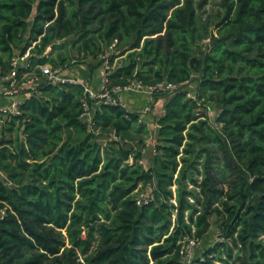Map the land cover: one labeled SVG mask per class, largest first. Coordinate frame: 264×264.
I'll return each mask as SVG.
<instances>
[{
	"label": "trees",
	"instance_id": "16d2710c",
	"mask_svg": "<svg viewBox=\"0 0 264 264\" xmlns=\"http://www.w3.org/2000/svg\"><path fill=\"white\" fill-rule=\"evenodd\" d=\"M210 1L0 0L3 72L16 53L40 77L114 44L108 87L176 86L154 95L144 157L137 112L90 100L87 123L82 85H37L0 126V264H264V0ZM213 218L221 240L184 262Z\"/></svg>",
	"mask_w": 264,
	"mask_h": 264
},
{
	"label": "built area",
	"instance_id": "2783aa9c",
	"mask_svg": "<svg viewBox=\"0 0 264 264\" xmlns=\"http://www.w3.org/2000/svg\"><path fill=\"white\" fill-rule=\"evenodd\" d=\"M113 46H109V51L98 56L100 60L99 67V84L92 85L87 80L77 79L72 75L64 73V70L55 68L46 71L43 76H33L31 72L24 71L29 67L28 51L23 55L16 53L10 61V70L3 72L0 68V126L9 119V115H18L21 113L20 105L23 101L37 91V85L46 83H63L70 82L80 84L83 87L82 106L83 112L80 115L82 120L91 123L92 112L89 101L102 102L105 104L124 106L123 96L125 93L141 94L150 98V103L145 111L150 109L151 103L155 100L154 95L164 90L169 94L173 93L175 85L161 81L153 85H145L138 79L129 80L124 85L108 87V74L113 69V64L109 62L108 56L113 53ZM43 66V65H42ZM40 66V68L42 67ZM42 69V68H41ZM188 84V83H187ZM186 84V86H187ZM186 95L195 99V93L192 89L186 90ZM2 100L4 102H2ZM138 202H144L146 199L141 194ZM221 240L219 232L216 233L215 241ZM198 241L195 238H186L181 249L182 260L190 262L194 255V248Z\"/></svg>",
	"mask_w": 264,
	"mask_h": 264
},
{
	"label": "rangeland",
	"instance_id": "374dc122",
	"mask_svg": "<svg viewBox=\"0 0 264 264\" xmlns=\"http://www.w3.org/2000/svg\"><path fill=\"white\" fill-rule=\"evenodd\" d=\"M213 1L214 0H211L210 3L206 6V8H207L206 11L207 12L208 11L215 10L216 7L214 6ZM213 34H214V36H216V30L215 29H213ZM212 41H213V39H210V38L203 40V42L204 43H207V44L208 43L210 44V42H212ZM78 60H81V59L78 58ZM78 60L73 64V66H71L74 69H76L74 72L77 71L76 76L78 78H80V74H82V73H84L85 75L89 76L91 71H93V73L96 74V76H99L98 70H96V69H93L92 70V68L89 67L90 65L94 66V64L96 62H98V58L96 60V59H93L91 57H88V58H84L83 59L84 61H82V62H80ZM41 68H42V70L44 72L51 70L50 66L47 65V64L46 65H43ZM197 80H198L197 79V74H194L193 75V78L190 80L191 82H189L187 84V86L185 87V90H187V89L190 90V88L194 87L196 85V81ZM163 94H164L163 92H160L159 94H157V96L162 97ZM128 95L129 94H127V97H126V95L124 96L125 97V100L128 98ZM159 99H162V98H159ZM123 100H124V98H123ZM206 105L208 106V109H207L208 118L210 119V121H214V118L217 115L218 110L216 109L215 104L212 103V102H209V103L207 102L204 106H206ZM124 106H126V104H124ZM155 131H156V129L154 131H151L149 129V133L147 135H145L147 144L145 143L146 144L145 147L141 149L142 154L145 155L144 157H147L148 155L151 154V147L153 146V143L155 141ZM98 141L102 145H105L106 142H107V138H105V137H99L98 138ZM133 146H135L134 148H136V145L135 144H133ZM143 161L144 162H147V158H145ZM143 164H145V163H143ZM217 165H218V168L214 171V175H215L216 179L219 180V178L222 177V174H224V173L226 174V172H225L223 166H221L219 163H216L215 164L216 167H217ZM197 178L200 179L201 178V175H198ZM174 189H175V186H173V190ZM146 191H148V188H145V189L144 188H141L137 192H134V196L135 197H138V198H143V197H141V192H143V193L145 192L146 193ZM173 202L175 203L174 200H173ZM173 216H175V214H173ZM211 224L212 225H211L210 231L206 234V236L203 239L198 240V243H197L196 247L194 248V251H195L194 256L200 255V253L205 248H207L210 245H212V243L215 241V236H216V233H217V228H216V225H215V218L212 219V223ZM235 251H236V249H234V252ZM222 256L224 257V255H222ZM216 264H221V262L216 261Z\"/></svg>",
	"mask_w": 264,
	"mask_h": 264
},
{
	"label": "crops",
	"instance_id": "0c3cea01",
	"mask_svg": "<svg viewBox=\"0 0 264 264\" xmlns=\"http://www.w3.org/2000/svg\"><path fill=\"white\" fill-rule=\"evenodd\" d=\"M75 70L76 69H74L73 67L66 68V70H64V73L68 75L72 74V76L77 79L87 80L88 82H90L92 85H95V86L99 84V77L96 76V74L92 73L91 76L90 75L87 76L84 73H82L80 74V78H78L76 76L77 71L74 72ZM127 94L129 95H128V98L125 100L124 96L126 95L127 97ZM124 96H123L124 104H126L125 108L128 111L137 112L139 115V120L146 123L148 128L151 131H154L157 126L156 121H155L156 117H158L163 111L161 109L162 107L160 106V100H154L150 105V109L148 111H145V108L148 106V104L151 101L148 96L141 95V94H130V93H125ZM2 102L4 101L2 100Z\"/></svg>",
	"mask_w": 264,
	"mask_h": 264
},
{
	"label": "water",
	"instance_id": "95a60500",
	"mask_svg": "<svg viewBox=\"0 0 264 264\" xmlns=\"http://www.w3.org/2000/svg\"><path fill=\"white\" fill-rule=\"evenodd\" d=\"M212 42H213V41H212ZM212 42H211V43H212Z\"/></svg>",
	"mask_w": 264,
	"mask_h": 264
}]
</instances>
